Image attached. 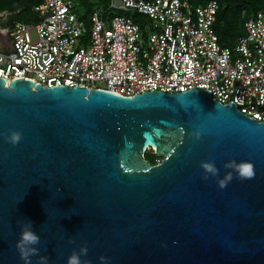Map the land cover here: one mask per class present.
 Instances as JSON below:
<instances>
[{
	"label": "water",
	"instance_id": "1",
	"mask_svg": "<svg viewBox=\"0 0 264 264\" xmlns=\"http://www.w3.org/2000/svg\"><path fill=\"white\" fill-rule=\"evenodd\" d=\"M230 159L254 177L233 171L220 188ZM201 161L218 177L203 179ZM24 219L48 264L82 244L90 264H264V121L207 89L124 96L0 78V264H23Z\"/></svg>",
	"mask_w": 264,
	"mask_h": 264
},
{
	"label": "built area",
	"instance_id": "2",
	"mask_svg": "<svg viewBox=\"0 0 264 264\" xmlns=\"http://www.w3.org/2000/svg\"><path fill=\"white\" fill-rule=\"evenodd\" d=\"M77 0H40L37 21L15 23L0 48V78L44 87L98 88L119 95L209 90L246 116L264 121V9L246 17L233 49L221 47L213 25L219 4L186 0H109L89 27ZM127 13L147 22L135 23ZM33 32V38L31 36Z\"/></svg>",
	"mask_w": 264,
	"mask_h": 264
},
{
	"label": "trees",
	"instance_id": "3",
	"mask_svg": "<svg viewBox=\"0 0 264 264\" xmlns=\"http://www.w3.org/2000/svg\"><path fill=\"white\" fill-rule=\"evenodd\" d=\"M78 6L75 12L86 27H89L90 14L97 8L103 10L105 17L121 12L108 9L109 0H77ZM192 6L204 5L209 0H186ZM219 4L213 25L214 38L221 47L233 49L236 39L242 34L243 23L247 16L259 9H264V0H216ZM40 0H0V12H12L17 7L20 13L14 18L15 22L33 24L37 21L38 15L33 10ZM135 22H147V18L138 13L125 14ZM144 157L150 164H156L160 157L156 156L152 150H147Z\"/></svg>",
	"mask_w": 264,
	"mask_h": 264
},
{
	"label": "clouds",
	"instance_id": "4",
	"mask_svg": "<svg viewBox=\"0 0 264 264\" xmlns=\"http://www.w3.org/2000/svg\"><path fill=\"white\" fill-rule=\"evenodd\" d=\"M195 136L199 138L200 133H195ZM22 138L19 131H12L10 136L5 139L16 145ZM225 168L232 171L227 172L224 178H218L217 184L220 188L226 187L227 183L233 179V171L236 173V178L240 180L251 179L254 177V166L252 162L247 160L236 161L234 159L228 160L224 165ZM200 167L205 173L203 179H208V176L218 177V169L212 161H201ZM69 243H74L69 239ZM40 244V236L33 230V221L30 219H24L19 222V238L15 242V248L18 252L19 258L23 261V264H31V258L33 256L39 257L38 264H48V259L45 256H41L40 250L37 245ZM88 249L86 245H80L79 250L71 251L66 257L65 264H90V261L83 259L87 255ZM102 264H106L107 258L104 256L99 257Z\"/></svg>",
	"mask_w": 264,
	"mask_h": 264
},
{
	"label": "crops",
	"instance_id": "5",
	"mask_svg": "<svg viewBox=\"0 0 264 264\" xmlns=\"http://www.w3.org/2000/svg\"><path fill=\"white\" fill-rule=\"evenodd\" d=\"M19 13H20V8L18 7L12 12H8V11L0 12V48H2L3 46L2 45L3 41L9 37L10 31L12 30L13 25L17 23L14 21V18Z\"/></svg>",
	"mask_w": 264,
	"mask_h": 264
},
{
	"label": "rangeland",
	"instance_id": "6",
	"mask_svg": "<svg viewBox=\"0 0 264 264\" xmlns=\"http://www.w3.org/2000/svg\"><path fill=\"white\" fill-rule=\"evenodd\" d=\"M31 36H32V38H33V32H31Z\"/></svg>",
	"mask_w": 264,
	"mask_h": 264
}]
</instances>
